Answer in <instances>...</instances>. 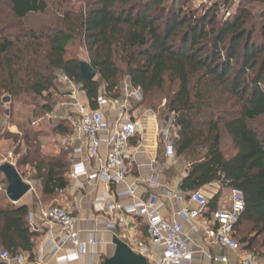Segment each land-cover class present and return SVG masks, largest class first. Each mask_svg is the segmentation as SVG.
Here are the masks:
<instances>
[{
    "label": "trees",
    "instance_id": "trees-1",
    "mask_svg": "<svg viewBox=\"0 0 264 264\" xmlns=\"http://www.w3.org/2000/svg\"><path fill=\"white\" fill-rule=\"evenodd\" d=\"M164 1L94 0L85 10L65 11L52 25L34 28L24 21L45 16L49 11L46 0H4L0 10V95L18 102L26 97L44 100L42 111L33 116L44 118L53 112L50 104L61 75L80 87L90 107L96 109L101 93L120 97L123 70L117 62L125 66L127 83L140 89L144 100L167 83L175 86L166 104L167 118L175 114L178 131L173 142L175 157L186 156L198 146L213 148L208 162L190 168L182 192L194 193L212 183L240 189L245 195V211L235 237L243 252L262 259L264 0H242L228 20L219 18L215 10L204 13L177 2L167 7ZM250 2L260 4L261 10L253 13L247 8ZM12 23L17 25L11 27ZM11 28L15 33L8 32ZM77 38L83 40L87 64L99 80H86L80 70L82 62L68 58V46ZM1 107L0 141L8 136L3 134ZM21 129L14 136L17 147L13 154L19 157L16 169L34 170L31 180L39 182L42 200L47 203L69 187L70 163L65 154L60 158L44 154L40 132ZM55 133L70 135L73 129L68 121H61ZM224 136L231 143V156L223 149ZM6 191L0 190V252L23 254L33 261L40 235L31 230V208L11 203ZM245 224L250 229L241 236Z\"/></svg>",
    "mask_w": 264,
    "mask_h": 264
},
{
    "label": "built area",
    "instance_id": "built-area-1",
    "mask_svg": "<svg viewBox=\"0 0 264 264\" xmlns=\"http://www.w3.org/2000/svg\"><path fill=\"white\" fill-rule=\"evenodd\" d=\"M196 1L198 9L204 13L215 10L219 18L228 20L235 15L242 0ZM59 80L63 85L72 88L74 96L81 91L68 77L60 75ZM143 101V92L126 82L118 98H112L105 92L101 93L96 100V109L76 103V118L65 117L64 120L68 121L72 129L83 138L87 159L95 163V168L91 171L90 164L84 160L77 161L70 174L73 180L82 177L89 181L102 180L110 187H119L125 183L128 177L127 165L131 159L129 146L141 131L140 123L130 112H133L134 107L141 106ZM106 108L119 114L114 126H110L106 119L104 112ZM177 132L173 118L159 131V137L166 146L167 156L171 159L175 158L173 142ZM103 147L107 149L105 157L101 155ZM82 152L83 148H80L76 153ZM12 158L11 153L3 164H13L8 160ZM136 196L137 188L117 194L121 201L135 200L129 211L145 220L147 234L154 250L147 252L142 245L132 250L143 255L149 264H190L196 251L194 240L186 232V224L190 226L192 232L198 231L197 222L204 217L209 207L207 197L200 190L192 193L190 197L192 207L176 213L180 221L170 222L161 215L165 205L158 196L152 195L147 200L137 201ZM230 200L229 207L214 210L209 219L205 220L206 236L212 244L229 254H236L237 257L235 259L228 255L217 257L204 250L200 252L213 264H264V258L259 259L243 252L235 237L237 225L245 211L244 193L240 189L232 188ZM118 208L117 202L102 208L101 211L111 213ZM77 224L78 220L69 210L60 206H51L39 214L31 213L30 227L35 233L48 234L45 243L35 254L33 261L23 254L11 256L7 251L0 252V261L3 264H48L46 258L49 257L55 264H100L102 242L98 233L93 232L87 239H82ZM158 252L161 256L155 258Z\"/></svg>",
    "mask_w": 264,
    "mask_h": 264
},
{
    "label": "crops",
    "instance_id": "crops-1",
    "mask_svg": "<svg viewBox=\"0 0 264 264\" xmlns=\"http://www.w3.org/2000/svg\"><path fill=\"white\" fill-rule=\"evenodd\" d=\"M64 86L67 90V97L70 99V101L64 104H66V108L69 111L71 109L69 104L79 103L90 107L86 93L80 91L74 96L72 88ZM132 110L133 112L130 113L140 123L141 131L130 143L131 159L127 165L128 177L125 183L119 187H110L102 180L89 181L86 177L73 180L70 177L72 167L77 161L84 160L87 164H90L91 171L95 168V163L87 159L83 138L74 130L70 135H57L61 139V143H65L62 147L56 145L54 150H48L50 143L48 142L49 145H46L47 147L43 144L45 155L60 158L62 154H65L66 160L70 163L68 175L69 187L65 191L58 193L49 202L57 203L60 207L68 209L71 215L78 220L77 227L81 232L82 239H87L93 232L98 233V237L102 242L100 264L104 259L107 260L113 256L115 239L121 240L131 249L145 243L144 241L147 240L148 246H143L144 250L147 252L154 250L147 234L145 220L129 211L135 200L125 199L121 201L117 198L119 192L137 188L136 201L147 200L150 196L156 195L165 205L161 214L163 218L170 222L180 221L176 217V213L192 207L190 203L192 192L185 193L181 190L183 180L187 177L188 171L193 165L208 162L213 156V148L209 145H204L194 147L186 156L181 158H169L166 153V146L159 137V131L172 118L166 117L164 124L154 113L143 110L141 106H136ZM104 112L110 126H114L119 114L107 108ZM61 121H65L64 116L61 118ZM66 145L67 147L64 148ZM80 148H83V152L77 154L76 152ZM106 153L107 149L103 147L101 155L105 157ZM23 168L25 171L35 173L31 167ZM22 179L32 187L28 179H24L23 177ZM37 183L40 187L39 182ZM200 191L207 197L209 207L204 217L197 222L198 231L192 232L190 226L186 224V232L194 240L196 251L194 259L190 264H213L206 255L200 252L201 250L217 257L228 255L230 258L235 259L237 257L236 254H229L208 240L205 225V220L209 219L211 212L229 207L231 189L222 188L220 183H212L204 186ZM30 192L18 202V205L30 207L31 213L34 214H39L42 210L50 207L39 206L38 201L34 202L30 200L28 198ZM39 201L40 204H46L41 199ZM117 202L119 208L113 212L101 211L102 208H107ZM39 235L40 237L36 242L35 254L48 238V234L46 233H40ZM159 256H161L159 252L155 254V258H159ZM46 262L48 264H55L53 261H50L49 257L46 258Z\"/></svg>",
    "mask_w": 264,
    "mask_h": 264
},
{
    "label": "rangeland",
    "instance_id": "rangeland-1",
    "mask_svg": "<svg viewBox=\"0 0 264 264\" xmlns=\"http://www.w3.org/2000/svg\"><path fill=\"white\" fill-rule=\"evenodd\" d=\"M4 0H0V10H2L1 2ZM49 4V11L45 16L32 17L28 21H24L28 26L37 28L43 23L47 25H52L55 21H57L65 11H74L78 13L82 10L86 9V6L89 2L94 0H46ZM173 2L185 4L186 7H195L198 9L196 0H165V5L170 6ZM248 9H250L253 13L260 11L262 6L258 3L250 2L247 5ZM2 7V8H1ZM61 15V16H60ZM6 16H9V12L6 13ZM3 17L0 18L2 20ZM5 20V18H4ZM10 22V21H9ZM16 23H12V26H16ZM8 32L15 33L14 29H10ZM8 32L6 34H8ZM19 32V30L17 31ZM68 58H76L81 62L89 63V55L84 46L83 40L81 38H77L73 43L68 46ZM117 65L121 68L122 74L120 76V85L124 86L126 82H128L126 73H124L125 66L117 62ZM96 80H99V76L96 77ZM60 82V80H59ZM58 82L57 92L53 93L52 104H50L53 108V112L50 115L44 116V118L34 119L35 112H41V106L45 103L44 100L35 99L33 97H26L24 100L15 101L10 98L8 95H0V104L1 108L4 111L3 114V134L7 137L0 141V164L4 163L5 158L15 151L17 147V143L14 144V136L21 134V128H31L35 132H40L42 135L40 141L43 144L48 146V150H54V147L59 145L62 147L65 143H61V139L55 133V127L59 122H61V118L72 117L76 118V104H69L71 107L70 111L66 108L67 101L70 99L67 97V90L65 86ZM176 87L171 86V84L167 83L165 87L160 90L156 89L151 94L145 96V100L143 101L141 107L143 110L151 111L154 113L162 123L165 124V118L169 117L166 111V104L169 95H172L175 91ZM121 96V91H120ZM173 114H171L170 118H173ZM34 122L30 123L29 122ZM49 140V141H47ZM49 142V143H48ZM46 146V147H47ZM51 147V148H50ZM67 145L64 147L66 148ZM24 148V147H22ZM223 149L227 152L228 156L233 155V151L231 150V143L229 139L224 136L223 140ZM23 149H21L20 153ZM46 150V149H45ZM56 150V149H55ZM44 152V151H43ZM19 157L13 154L12 159H8L9 162L13 163L16 166L17 159ZM174 159V158H173ZM19 173L22 175L24 179H28L30 184L32 185V191L28 195V198L32 201H38L39 206L51 207V206H59L57 203L47 202L46 204H40V188L38 183L31 180V178L35 175L32 171H25L24 168H19ZM8 184L5 176L0 173V190L4 188L7 189ZM30 196V197H29ZM9 200V199H8ZM26 201V199H24ZM17 203L16 205H18ZM54 204V205H53ZM250 226L249 224H245L241 227V236H246L249 232ZM145 243L141 244L142 246H148V241L145 240Z\"/></svg>",
    "mask_w": 264,
    "mask_h": 264
},
{
    "label": "water",
    "instance_id": "water-1",
    "mask_svg": "<svg viewBox=\"0 0 264 264\" xmlns=\"http://www.w3.org/2000/svg\"><path fill=\"white\" fill-rule=\"evenodd\" d=\"M80 70L86 80L93 81L97 77V74L85 62L81 63ZM0 173L7 180L8 187L6 194L12 203H18L32 190V187L23 181L16 166L13 164L6 163L0 166ZM114 244L115 251L113 256L104 261L103 264H149L143 255L134 252L121 240L115 239Z\"/></svg>",
    "mask_w": 264,
    "mask_h": 264
}]
</instances>
